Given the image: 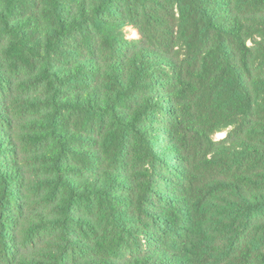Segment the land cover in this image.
<instances>
[{"label":"trees","instance_id":"16d2710c","mask_svg":"<svg viewBox=\"0 0 264 264\" xmlns=\"http://www.w3.org/2000/svg\"><path fill=\"white\" fill-rule=\"evenodd\" d=\"M0 264H264V0H0Z\"/></svg>","mask_w":264,"mask_h":264},{"label":"rangeland","instance_id":"374dc122","mask_svg":"<svg viewBox=\"0 0 264 264\" xmlns=\"http://www.w3.org/2000/svg\"><path fill=\"white\" fill-rule=\"evenodd\" d=\"M127 35L129 38H133V37L137 36V34L134 30H127ZM228 130H229V128H224V129L217 131L213 136L214 139L215 140L223 139L227 135Z\"/></svg>","mask_w":264,"mask_h":264}]
</instances>
